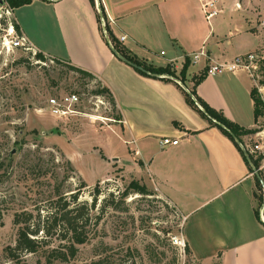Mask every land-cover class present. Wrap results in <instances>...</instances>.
Masks as SVG:
<instances>
[{
  "label": "crops",
  "instance_id": "1",
  "mask_svg": "<svg viewBox=\"0 0 264 264\" xmlns=\"http://www.w3.org/2000/svg\"><path fill=\"white\" fill-rule=\"evenodd\" d=\"M205 1L99 0L97 6L95 0L94 7L90 0H33L13 13L21 34L38 51L93 73L111 89L122 117L115 132L123 144L135 145L129 152L137 172H144L142 177L184 215L183 238L194 259L264 264L255 175L235 143L189 106L181 89L190 91L193 78L209 65L251 53L261 39L250 29L248 1L218 0L219 13L211 19L203 10ZM16 9L27 12L17 16ZM101 14L121 45L149 64L179 72L202 48L207 57L197 69L191 63L185 83L142 75L113 53ZM253 87L252 75L238 69L207 74L196 90L211 107L251 129ZM166 136L178 144L163 146ZM263 165L264 155V174Z\"/></svg>",
  "mask_w": 264,
  "mask_h": 264
},
{
  "label": "rangeland",
  "instance_id": "2",
  "mask_svg": "<svg viewBox=\"0 0 264 264\" xmlns=\"http://www.w3.org/2000/svg\"><path fill=\"white\" fill-rule=\"evenodd\" d=\"M245 1L250 29L261 39L251 52L257 67L249 73L263 104L251 128L254 132L243 136V145L251 152L257 143L264 147V0ZM12 10L6 1L0 6V264H93L99 259L103 264H197L183 246L184 215L142 177L144 172H137L140 168L129 152L135 145L123 144L115 132L118 110L97 94L100 80L51 57L41 61L31 52L4 46L5 28L14 20ZM23 12L27 10L16 9L15 14ZM70 93L80 97L77 114L52 115L48 98ZM133 180L154 194L131 193L122 201L119 193ZM96 187L100 192L97 207L89 211L90 238L78 246L76 257L48 262L49 247L64 242L40 233L50 245L46 250L17 251L18 259H12L9 249L16 245L17 213L45 220L59 197L64 202L78 194L81 204H92ZM113 199L118 210L110 204ZM256 207L264 222V204L256 200ZM175 238L181 241L176 243Z\"/></svg>",
  "mask_w": 264,
  "mask_h": 264
},
{
  "label": "trees",
  "instance_id": "3",
  "mask_svg": "<svg viewBox=\"0 0 264 264\" xmlns=\"http://www.w3.org/2000/svg\"><path fill=\"white\" fill-rule=\"evenodd\" d=\"M5 1L11 7V9H15L30 4L33 0H5ZM90 1L92 5L95 7L96 6L95 0H90ZM11 20L15 25L17 31L21 33V28L17 23L16 19L14 18V20L13 19ZM99 22L102 26V20L100 16H99ZM105 28L107 30V33L109 35V38L113 46L126 58H128L132 62H135L143 66L147 70L146 72H143L132 66L137 72L148 77H155V78L163 77L162 79H168L165 76H172L174 78L179 79L183 83L186 82L187 72L191 65L190 58H186V61L179 72L173 69L172 66L170 65L164 67L154 66L152 64H149L147 61L140 59L139 57H137V55L132 54L126 47L121 45L119 40L112 34L111 30L108 27V24H106ZM35 56L37 60H41V61H46L47 58L49 57L40 51H38ZM52 59L58 63L63 62L60 59H56V58H52ZM67 64H69V68L84 75L85 77H88L90 79L92 78L97 79V77L93 73L85 69H82L80 67H77L75 65H72L70 63ZM207 70L208 68H206L200 75H197L193 78V86L190 89V93H188L183 88H181L185 95L186 102L194 110L199 112L203 118L207 119L211 126L218 127L223 132V134H225L227 137H229V139H231L235 143V145L243 155V158L245 159L246 163L249 165L250 171L254 173V170L250 166L246 156L244 155L243 150L236 143L231 133L226 128H224V126L229 128L240 139L242 143H244L243 136L253 133L254 130L246 129L240 126L239 124L231 121L225 116V114L222 111H219L211 107L206 101H204L197 94L196 88L206 78ZM154 74L155 76H153ZM102 85L100 84L97 94H101L105 96L111 102L112 106L115 109H117V103L111 89L105 85L103 86ZM251 94L255 103V121H256L257 117L261 114L260 105L263 104V101L258 96L257 89L253 88ZM114 118L115 120H121L122 117L118 112V114ZM248 153L251 159L253 160L256 168L259 169V172L264 179V174L260 170V165L263 159V155L256 157L252 152L248 151ZM255 180H256V189L254 191V197L257 201H261V203H263L264 186L262 185L261 181L256 175H255ZM96 188H97L96 192L92 194L93 196L92 204H89L88 202H84L81 204L78 198V194H73L70 199H67L64 202H63L64 199L62 197H59V199L55 202L57 205L52 207L48 215L45 216V220L40 219L38 221H34L33 220L34 217L32 213H30L25 218H23L21 214L17 213L14 219L15 224L18 225L16 245L14 248L10 247L9 249L10 256L12 257V259L15 260L18 259L17 257L18 255H16L17 251L37 253L39 251L46 250L45 247H48L50 245L46 241L45 237L54 236V235H56V238L57 240H59V242H64V243H60V245L55 246L53 248L49 247L51 249H48L50 252L49 254H47L48 262L52 263L57 260L60 262H65L68 256H71L72 258L76 257L78 252V246L85 244L90 238L88 235L87 225L89 224L91 219L89 211L95 209L98 204L99 198L97 194H99L100 188L99 187ZM131 193L141 194L143 196H151L154 194L146 184H140L136 180L131 181L129 186L123 192L119 193L120 194L119 197L121 198L122 201H125V199ZM114 202L115 201L113 199V202H111L110 204L111 206H113L115 210H118L119 207L115 205ZM255 212L257 217L261 221V217L257 208ZM40 216L41 215H39V217ZM40 233L43 235L45 234V237L40 238L39 236ZM185 253L191 260H194L195 262H197V264H200V262L194 259L191 248L187 242L185 244ZM93 264H103V259H99L93 262ZM212 264H220V263L216 261Z\"/></svg>",
  "mask_w": 264,
  "mask_h": 264
},
{
  "label": "built area",
  "instance_id": "4",
  "mask_svg": "<svg viewBox=\"0 0 264 264\" xmlns=\"http://www.w3.org/2000/svg\"><path fill=\"white\" fill-rule=\"evenodd\" d=\"M99 0H96L97 6ZM218 0H208L203 2L202 7L206 14L207 19L213 18L215 15L219 13V9L217 7ZM10 11V10H9ZM13 11V10H12ZM102 24L106 27V20L102 15ZM262 25H264V15L262 18ZM121 41L126 40V36L120 37ZM4 46L12 49H22L26 52H31L33 54H37L38 50L33 46V44L28 40L26 36L19 33L13 24L12 20H10L8 26L5 28L4 32ZM165 54V52H162ZM202 57H207V52L205 48H202L198 52H195L191 55L190 60L191 63L197 64ZM257 67L256 64V56L253 53H247L244 55H237L232 61L225 62H215L208 66L207 74L215 76L220 73H224L227 71L234 72L238 69H243L248 72L251 69H255ZM80 102V97L76 93L65 94L60 97H50L48 98L47 105L49 107L50 113L58 118H70L71 116L77 114L76 106ZM177 139H172L171 137H163L161 139V144L163 146L168 145H177ZM252 153H259L260 155H264V147L262 144L257 143L252 149ZM264 166V165H263ZM181 240L179 238H175V242L179 243ZM183 246L185 247V240L183 239Z\"/></svg>",
  "mask_w": 264,
  "mask_h": 264
},
{
  "label": "water",
  "instance_id": "5",
  "mask_svg": "<svg viewBox=\"0 0 264 264\" xmlns=\"http://www.w3.org/2000/svg\"><path fill=\"white\" fill-rule=\"evenodd\" d=\"M2 4H5V0H0V5H2ZM102 15V14H101ZM106 38H107V40L109 41V43H111V41H110V38H109V35H108V33L106 32ZM111 47H112V51H113V53L119 58V59H121L122 61H124L125 63H127V64H129V65H131V66H133V67H135V68H137V69H139V70H141V71H143V72H146L147 70L143 67V66H141V65H139V64H137V63H135V62H132L131 60H129L128 58H126L123 54H121L113 45H112V43H111ZM153 76H155V74L153 75ZM188 91V93H190V91L189 90H187ZM224 128H226L230 133H231V135L233 136V138H234V140L236 141V143L241 147V149L243 150V152H244V155L246 156V158H247V160H248V162H249V164H250V166L253 168V170H254V174L259 178V180L261 181V183H262V185L264 186V179H263V177L261 176V174H260V172H259V169H257L256 168V166H255V164H254V162H253V160L251 159V157H250V155H249V153H248V150L245 148V146L243 145V143L240 141V139L229 129V128H227V127H225L224 126Z\"/></svg>",
  "mask_w": 264,
  "mask_h": 264
}]
</instances>
